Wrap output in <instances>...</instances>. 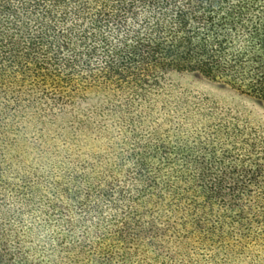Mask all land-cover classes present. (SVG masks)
<instances>
[{
	"label": "trees",
	"instance_id": "trees-1",
	"mask_svg": "<svg viewBox=\"0 0 264 264\" xmlns=\"http://www.w3.org/2000/svg\"><path fill=\"white\" fill-rule=\"evenodd\" d=\"M0 264H264V0H0Z\"/></svg>",
	"mask_w": 264,
	"mask_h": 264
},
{
	"label": "rangeland",
	"instance_id": "rangeland-1",
	"mask_svg": "<svg viewBox=\"0 0 264 264\" xmlns=\"http://www.w3.org/2000/svg\"><path fill=\"white\" fill-rule=\"evenodd\" d=\"M177 80L183 81L186 84L191 83L192 87H195V88L200 87V88L206 90V92L209 94H212L215 90H217V89L214 90V88H212V87H210V88L207 87L208 85L205 82H203V83H200L198 81L193 82L194 80L192 78H189V77H184L183 79L181 77H177ZM218 91H217V93L220 94V92H218ZM224 98H225V100H227L226 98H228V97L226 96Z\"/></svg>",
	"mask_w": 264,
	"mask_h": 264
}]
</instances>
